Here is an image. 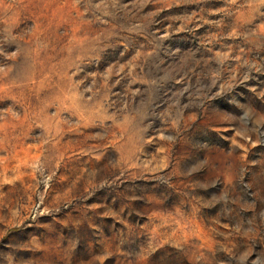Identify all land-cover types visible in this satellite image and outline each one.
Wrapping results in <instances>:
<instances>
[{
	"label": "rangeland",
	"instance_id": "rangeland-1",
	"mask_svg": "<svg viewBox=\"0 0 264 264\" xmlns=\"http://www.w3.org/2000/svg\"><path fill=\"white\" fill-rule=\"evenodd\" d=\"M0 264H264V0H0Z\"/></svg>",
	"mask_w": 264,
	"mask_h": 264
}]
</instances>
